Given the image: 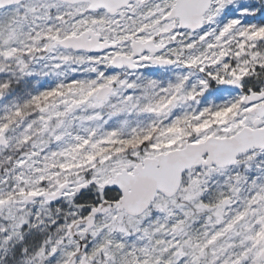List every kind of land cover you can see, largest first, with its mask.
Listing matches in <instances>:
<instances>
[{"label": "snow or ice", "instance_id": "1", "mask_svg": "<svg viewBox=\"0 0 264 264\" xmlns=\"http://www.w3.org/2000/svg\"><path fill=\"white\" fill-rule=\"evenodd\" d=\"M0 264H264V0H0Z\"/></svg>", "mask_w": 264, "mask_h": 264}]
</instances>
